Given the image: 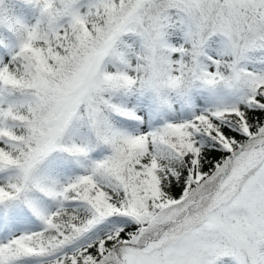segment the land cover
Instances as JSON below:
<instances>
[{"label": "snow or ice", "instance_id": "snow-or-ice-1", "mask_svg": "<svg viewBox=\"0 0 264 264\" xmlns=\"http://www.w3.org/2000/svg\"><path fill=\"white\" fill-rule=\"evenodd\" d=\"M0 264H264V0H0Z\"/></svg>", "mask_w": 264, "mask_h": 264}]
</instances>
